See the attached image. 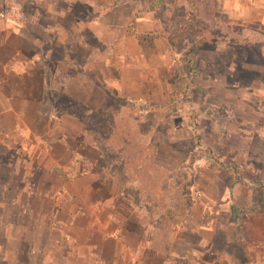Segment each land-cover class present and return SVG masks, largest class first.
Returning <instances> with one entry per match:
<instances>
[{"label": "rangeland", "instance_id": "obj_1", "mask_svg": "<svg viewBox=\"0 0 264 264\" xmlns=\"http://www.w3.org/2000/svg\"><path fill=\"white\" fill-rule=\"evenodd\" d=\"M42 2L34 18L30 0H6L2 20L42 43L49 64L58 63L51 69V89L59 94L54 100L73 108L63 97L70 95L90 112L76 118L50 111L51 119L37 121L52 127L49 134L65 130L67 147L50 140L42 126L34 129L39 147H26L22 132L8 139L1 131L0 243L12 222L39 214L48 220L50 199L44 195L55 189L64 229L46 233L48 223L40 224L34 238L44 234L56 261L166 264L158 255L185 250L189 256L169 264H245L253 213L248 191L257 187L252 181L264 184V13L254 12L247 0L236 9L220 0H197L196 7L185 0H111L102 12L84 0ZM55 10L64 30L52 44L55 35L42 27L53 29L55 20L43 12ZM135 33L164 42L165 53L157 48L141 55ZM111 45L104 67L100 54ZM24 120L33 123L32 114ZM14 121L0 114L1 126ZM52 158L64 169L53 167ZM70 168L75 174L63 186ZM23 175L27 188L37 184L44 192L17 193ZM22 201L30 202L32 214L14 207ZM162 204L189 206L187 216L174 225L154 213ZM75 208L77 215L66 223ZM90 208L95 212L88 220L82 212ZM86 244L95 256H61L91 251ZM15 247L6 242L2 250Z\"/></svg>", "mask_w": 264, "mask_h": 264}, {"label": "crops", "instance_id": "obj_2", "mask_svg": "<svg viewBox=\"0 0 264 264\" xmlns=\"http://www.w3.org/2000/svg\"><path fill=\"white\" fill-rule=\"evenodd\" d=\"M5 1L6 0H0V6ZM42 1L43 0H30V2L36 6L35 9L37 11L36 16L35 12L33 11V14L31 15L32 17L38 18L40 16L41 12L37 8L39 7V5L41 6V4L43 3ZM54 1L61 2L63 0ZM84 1H87L90 4V7L88 6L89 8H92V6H98L99 11L102 12L106 10V7L108 6L107 2L111 0ZM238 1L239 0H220L221 3L227 2L230 6L233 5L234 9H236ZM247 1L252 3V10L254 12L258 13L259 15L260 12L261 14L264 13V0ZM100 7H102V9ZM43 14L55 20L53 29L47 26L42 27L43 32H45L46 34L55 35V40L52 42V44H54L55 41H59V39H57L56 37V34L59 33L61 30H64V27L61 22L62 16L56 10L45 11L43 12ZM70 15L73 18L76 17V15H73V13H70ZM26 33L27 32L25 30H22L20 27L10 26L7 21L0 19V114L8 113L11 114L12 117H14L15 119V121L12 122L11 125H0V133L1 131H3V136L9 139L15 134H17V132H22L24 140L26 141V147H39L41 146L42 142L37 139L38 134L34 132L35 127L42 126L41 128L44 129L45 133H48V131L52 130V127H45V123L41 125L39 124V122H37L42 117L45 119V122L47 121V119L52 118L48 114H46L47 112L44 111L41 106L42 97H44L46 91L47 78L45 70L48 63L49 50L44 48V46L42 47V43L36 42ZM128 34H132V32ZM133 40L135 41V47L137 48L136 50H139L141 55L145 54L146 50L157 48L161 50V52H159L160 54L163 52L165 53L166 51V46L164 42L157 43V40L156 43L155 41H152L150 46H140L136 41L135 37L133 38ZM46 42L47 41L45 40L44 43ZM57 42L55 45L58 44ZM121 43L123 44L122 39L116 40L114 41V46L111 45V49L107 46L103 48V50L106 49V52L103 53L104 56L102 55V65L104 67L107 66V62H110L111 60L109 50H112V46L115 47L117 46V44ZM117 66L118 69L121 71L122 67L119 64H117ZM27 112H30L32 114L33 123L31 124L24 120V114H26ZM65 133V130H63L61 127H57L54 129V131H52V133H50L51 135L48 133L51 137L49 139L55 142H60L62 146L67 147V145L69 144ZM31 160L33 161V159ZM26 162L29 163L31 161L27 158ZM51 162H54L53 167L60 166V169H64V167L66 166L56 158H52ZM65 171L69 173L67 174L66 179L63 178V180L68 181L64 182L63 186L69 184V180H71L69 179L70 176L72 174H75L73 172V169L71 170V168L66 169ZM79 174H82V172H80ZM27 182L28 180L23 175V187L22 190H18L17 193L20 194L23 192H29L34 194H42L44 192L45 189H41V185L37 184L36 187L38 188L34 187L31 191V189L27 188L28 186H25ZM45 194H48L44 196L50 199L49 211L51 212V216H49L48 220H45V222L43 221V218L39 213L38 214L40 216H38V219L36 216H28L32 214L33 211L30 202L22 201L14 206L18 208L19 211L21 210L22 214H24L25 211L29 214L27 213V221H25L24 218L21 221L16 222V225H14L13 222H10V229L7 226L4 230L2 229L1 237H4L5 244L0 243V264H64V260H55V254L53 255V252L50 251L47 239L44 234L42 235V239L41 237H37V235L36 238H34L35 234H37V229L41 226L40 224L48 223L46 226V233L48 232V228L57 227L60 228V231L64 229L65 223H63V220H61L60 217L57 216L59 212L63 211L62 205H59L61 202H58V199L60 198V196L58 195L60 194L59 190H47ZM87 210L86 213H82L84 214V216L88 217L89 220L90 213L94 214L95 211L93 208ZM76 215L77 211L75 208L70 214L69 219L66 223H72ZM16 226H18L21 232L15 230ZM248 227H250L251 232L247 238V250L244 252V256L246 258L245 264H264V215L252 213L250 215ZM61 234L63 235V233ZM29 235H31V237ZM63 236L65 237L66 235ZM68 236L69 235H67L66 237ZM39 240L42 242L43 245L38 246L33 244L37 243V241L39 242ZM11 241L16 243V247L13 250H9L6 252L3 251L2 249L3 247H5L6 242L10 243ZM86 246L90 247L91 249V246H89V244H86ZM64 254H70V256H74L75 258H77L78 256H82L84 254H86V256L92 257V255H94L95 253L91 249V251L87 250L83 253H79L78 251H67L63 252L61 256H63ZM156 254L157 252L152 253L153 259ZM189 255L190 252L185 250L182 252L168 251L163 256L164 258H162L161 255H158V257H160L164 263L166 262V264H169L170 262L173 263L176 258L181 260L185 259ZM195 264L200 263L198 262Z\"/></svg>", "mask_w": 264, "mask_h": 264}, {"label": "trees", "instance_id": "obj_3", "mask_svg": "<svg viewBox=\"0 0 264 264\" xmlns=\"http://www.w3.org/2000/svg\"><path fill=\"white\" fill-rule=\"evenodd\" d=\"M185 1L188 2L190 5H192L193 7L194 6L196 7V4L198 3L197 0H185ZM211 1L216 3L217 0H211ZM147 11H150V9H147ZM194 14H197V12ZM81 21L82 22L84 21V17L81 19ZM196 28L199 29L200 32L202 31V28L200 26H196ZM147 34H150V33H146V35ZM134 37L140 46H150L151 45V37H148V36L144 37L140 33H135ZM88 50H86V52ZM100 55H101L100 58H103L102 57L103 52H101ZM89 63L90 62H86L84 64H86V66H88L87 64H89ZM53 66H58V63H55L54 65H52V64H49V62H48L47 66H46V70H45L47 80H46V91H45L44 97H42V104H41L43 110L46 112L55 111L57 116L69 114V115L75 116L76 118H81V115H83L85 113H87L86 115H88L89 114L88 112H90V109L87 106H85L82 102L74 101V99L70 95L64 94L63 97L67 101H71L74 103L73 108H69V106L65 105V104L61 105L58 101L54 100L53 95L55 94V96H58L59 94L55 93V91L53 92V90L51 89V80L50 79H51V74H52L51 69ZM69 66H71L72 68L75 69L73 71L78 72L77 70H78L79 66L77 63H71V64H69ZM88 73L91 74L92 72L89 71V72H87V74ZM90 79L92 81L95 80L94 77H90ZM63 97H61V98H63ZM126 162H127V160H126ZM262 182L263 181H259V180L252 181V184H254V185L256 184L257 187L254 190L252 189V190L248 191L249 192V200L251 201L250 206L248 207V210H250L254 214L264 215V208H263V205H264V184H262ZM190 204H191V202L189 201L188 205H190ZM164 207L165 206L163 204L160 205V207H158V209L156 208L154 213H156V212L158 213V211H159V214L161 217L168 219L174 225L181 224L182 221L184 220V217L187 216V213L189 210L188 209L189 206L187 208L182 206V207H180L181 210H180V208L176 209L177 207L175 209L172 207H167V208H164ZM231 212L233 213V207L231 209ZM232 216H234V218L236 217L233 214H232ZM242 242H244V241H242ZM244 243H243V245H244Z\"/></svg>", "mask_w": 264, "mask_h": 264}, {"label": "built area", "instance_id": "obj_4", "mask_svg": "<svg viewBox=\"0 0 264 264\" xmlns=\"http://www.w3.org/2000/svg\"><path fill=\"white\" fill-rule=\"evenodd\" d=\"M9 11H10V13H14V9H12V8L9 9ZM5 16H6V15H5V12H0V18H1V19L5 18Z\"/></svg>", "mask_w": 264, "mask_h": 264}]
</instances>
